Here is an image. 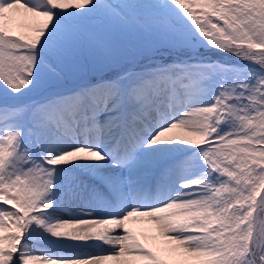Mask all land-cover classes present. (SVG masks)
Returning a JSON list of instances; mask_svg holds the SVG:
<instances>
[{"label":"snow or ice","instance_id":"obj_1","mask_svg":"<svg viewBox=\"0 0 264 264\" xmlns=\"http://www.w3.org/2000/svg\"><path fill=\"white\" fill-rule=\"evenodd\" d=\"M0 264H264V0H0Z\"/></svg>","mask_w":264,"mask_h":264},{"label":"rangeland","instance_id":"obj_2","mask_svg":"<svg viewBox=\"0 0 264 264\" xmlns=\"http://www.w3.org/2000/svg\"><path fill=\"white\" fill-rule=\"evenodd\" d=\"M20 22H23V21L18 19L17 23H20ZM236 62L239 63V61H236ZM34 98L39 100V99H42V96L39 93H34ZM142 237L146 238V240L142 238L141 242L146 243V246L152 247L154 250H156L157 247L162 246L164 243L162 239L158 237V234L155 231V227L151 229H144L142 231Z\"/></svg>","mask_w":264,"mask_h":264},{"label":"bare ground","instance_id":"obj_3","mask_svg":"<svg viewBox=\"0 0 264 264\" xmlns=\"http://www.w3.org/2000/svg\"><path fill=\"white\" fill-rule=\"evenodd\" d=\"M151 228H154V225H148V224H144V225H137V226H134V229L139 231V230H144V229H151Z\"/></svg>","mask_w":264,"mask_h":264}]
</instances>
